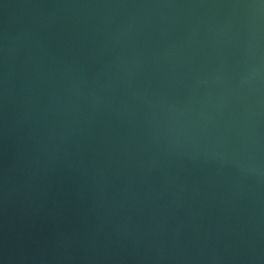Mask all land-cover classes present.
Wrapping results in <instances>:
<instances>
[{
  "label": "water",
  "instance_id": "1",
  "mask_svg": "<svg viewBox=\"0 0 264 264\" xmlns=\"http://www.w3.org/2000/svg\"><path fill=\"white\" fill-rule=\"evenodd\" d=\"M0 264H264V0H0Z\"/></svg>",
  "mask_w": 264,
  "mask_h": 264
}]
</instances>
